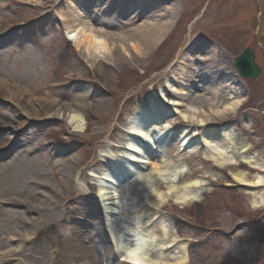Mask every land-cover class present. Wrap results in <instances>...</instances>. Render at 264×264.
I'll return each mask as SVG.
<instances>
[{
    "label": "rangeland",
    "instance_id": "rangeland-1",
    "mask_svg": "<svg viewBox=\"0 0 264 264\" xmlns=\"http://www.w3.org/2000/svg\"><path fill=\"white\" fill-rule=\"evenodd\" d=\"M46 1L0 0V91L13 97V102L3 97L0 100V141L6 140V147L16 143L23 154L24 148L30 152L18 158L12 153L0 155V264L88 263L77 245L93 247L95 258H102V263L96 264H118L104 240L100 220H94V215L100 218V212L90 193L96 182L93 175L107 165L104 150L119 142L129 117L144 105L160 103L163 85L172 90L165 86L162 75L179 64L191 47L195 58L198 50L225 52L219 56L222 69L217 80L222 87L231 84L235 90L231 96V90L221 93L220 104H232L237 99L241 103L233 113L201 126L175 116L174 140L154 151L171 163V168L185 169L186 184L205 178L208 186L200 203L193 204L192 200L179 205L168 200L161 208L160 213L170 218L173 244L179 246L172 258L185 251L187 264H264V207L254 209L251 204L253 194L263 193L264 187L243 186L230 175L242 170L248 182H253L258 172L243 164L219 169L204 156L206 150L200 141L202 135L216 130L222 135L234 134V142L246 146L245 155L264 163V0H155L156 7L161 3L180 7L176 30L158 51L146 59L135 58L131 65L111 58L86 62L63 37L59 12L66 8L56 0L52 5ZM96 5H91V12L98 10ZM247 48L255 51V61L263 70L257 81L241 80L233 65ZM228 79L229 85L224 82ZM18 90L22 93L19 97ZM34 98L46 99L47 103ZM168 102L163 104L167 118L172 117V100ZM53 105L55 112L51 110V114L60 117L47 119L50 113L46 112ZM74 105L84 106L86 115L87 128L79 134L71 133L58 111L59 107ZM22 106H29L27 111L35 115H25ZM69 169L73 179L66 176ZM148 169L145 166V171ZM128 180L122 179V184H128L126 189L132 196L115 213L118 227L129 228L136 213L148 214L150 210L145 188L133 190L124 182ZM152 181L145 190L154 185L165 192L169 184ZM13 198L31 204L35 210L49 209L46 212L55 214L48 219L35 212L27 215L32 222L25 221L24 213L15 214L10 203ZM89 212L93 222L84 218ZM74 213L82 216L78 222L73 221ZM74 224H81L88 239L77 238ZM92 237L95 244L91 245ZM97 249L104 255L99 257Z\"/></svg>",
    "mask_w": 264,
    "mask_h": 264
},
{
    "label": "bare ground",
    "instance_id": "bare-ground-1",
    "mask_svg": "<svg viewBox=\"0 0 264 264\" xmlns=\"http://www.w3.org/2000/svg\"><path fill=\"white\" fill-rule=\"evenodd\" d=\"M56 1L61 2L62 7L66 8L65 10L61 9L59 12V17L62 19L60 27L66 29L69 39L74 45V50L81 53L86 62L90 61L92 64L105 58H111L112 61L119 62V64L130 62V65L135 62V58L142 57L146 59L170 35L176 26L180 13V7L177 4L161 3L159 7H156L158 5H156L155 0H106L105 3H103V0H97L96 7L98 10L96 12H91L90 8L91 5L95 7L96 0H88L89 3L84 0ZM45 4L52 5L53 0H47ZM110 9L117 12L113 13L111 10L112 13L109 14ZM97 15H101L102 18L97 19ZM191 48L182 56L179 64H173L170 66V71H166L167 73L165 72L162 75L165 76V86L172 88V90L168 91L163 85L161 87V102L154 103V106H150V108H141L136 116L130 119V125L126 127L127 132L122 135L119 142L112 144L113 147L117 146L116 149L114 150L109 146L104 150V159L108 160L106 161L107 165L96 170L97 172L93 175L96 182L92 187L93 192H90L91 190L89 192L92 195L94 194L95 203H97L100 212V218L94 215V220H100L101 226L107 227L106 232L104 229L106 241L107 244L111 245L110 248L115 251L114 255H111L115 259L118 257L120 262L124 264H179L182 260L183 264L187 262L185 251L183 254L181 251L177 253L174 261L170 259L174 255L164 251L172 243L169 240L170 222L164 213L158 211H161L168 200H173L174 204L179 205H185L192 200L199 199L200 201V197L204 195L203 192L208 189L207 182L205 178H202L196 179L192 184H186V181L183 180L186 173L185 169L183 167L180 170L171 168V163L169 164L165 159L155 155L154 150L157 146L165 148V144L174 140L175 131H172V129L175 116L201 126L206 125L211 119H220L229 113H233L241 103L240 100H236L232 104V101L220 104L221 98L219 95L221 93L231 90L229 95L231 96L233 95L232 91L235 90L234 87H231L230 79L224 80L225 83L230 84L229 88L222 87L219 80H217V75L222 69L219 66L221 60L219 56H223L225 53L223 51L218 52L219 49H213V51L205 49L202 53H199L198 50V54H196L198 55L196 56L198 61L195 62V54H191ZM214 54L215 57H213ZM218 88H222V90H217ZM18 91L19 97L22 93L20 90ZM4 94L6 93L0 91V100L3 97L13 102V97H6ZM169 95H171L170 99ZM229 96L228 98H231ZM40 98L45 97L41 95ZM87 98L90 99L88 93ZM34 99L43 101L40 102L41 104L47 103L46 99ZM169 100H172V103L170 102L172 117L167 118L163 104ZM21 108L26 111L25 115H35L34 112L30 115L27 111L30 109L29 106H22ZM83 109L84 106L76 107L75 105L73 107L58 108V111L63 113V119H66L68 126H70L71 133L79 134L86 130L87 122ZM51 110H53V113L55 112L54 105L50 106L47 112L44 111L50 113V115H47V119L60 117L58 114H54L58 116L51 114ZM196 131L197 129L194 130V132ZM233 136L234 134L227 136L226 133L222 135L220 130L205 133L200 140L206 148L204 156L213 160L219 169L229 165H235L234 168H237L241 163L249 165L252 169L259 171L252 180L253 182H248V175L242 170L231 172V178L243 186L264 187V163L256 161L253 156H245L246 146L234 142ZM5 142L6 140L0 141V155L12 153L16 154L14 158H18V156L30 153L26 148H21L24 151L23 154L17 149L16 143L11 147L10 145L6 147ZM185 143L187 142L185 141ZM118 146H123L124 149ZM145 166H149L150 170L145 171ZM65 173L68 178L72 176L71 169L65 171ZM152 175H155L153 178L156 180L169 183L165 192L159 191V188L156 189L154 185L152 188L149 186V189L145 190L147 185L153 182ZM73 177L74 175L71 178L73 179ZM127 178H130V180L124 182H129L130 188L140 190L145 188L143 191L147 196L146 199L149 200L147 203L150 206V214L154 217L151 223L145 222L146 216L136 213V224L129 226V228L116 225L115 213L122 209V203L125 204L124 200L132 196L131 193H128L129 190L126 189L128 184H122V179L127 180ZM78 185L80 187V184ZM253 195L254 199L251 202L253 208L262 209L264 207V192ZM10 203L16 209L15 214L21 215L24 213L26 216L24 220L28 222H32L33 219H27V215L35 212L38 216L48 219H52L55 214L46 212L49 209L42 210L38 208L35 210L31 204L25 202L27 204L25 205L16 198L10 200ZM58 213H61V211L59 210ZM80 216L77 213L76 222H78ZM84 218L87 219L86 221L93 222L90 212ZM132 221L130 220V224L134 223ZM74 225L77 230V238L88 239L85 236L87 231H82L81 224ZM155 231H160L162 234L159 235ZM92 238L93 240H89L91 245L95 244V238ZM68 239H71V237H68ZM125 241L129 242L126 243ZM72 242L78 244L76 240ZM85 248L77 245V249L85 258L84 260H88V263L85 264L102 263L100 257L104 255L102 250L97 249L100 252L98 254L99 259L94 256L95 250L93 247L88 249L85 246ZM104 249L107 251L106 248ZM176 249L178 248H175L174 251ZM131 251L138 252L135 259L128 255ZM105 254L109 255V252L107 251Z\"/></svg>",
    "mask_w": 264,
    "mask_h": 264
},
{
    "label": "water",
    "instance_id": "water-1",
    "mask_svg": "<svg viewBox=\"0 0 264 264\" xmlns=\"http://www.w3.org/2000/svg\"><path fill=\"white\" fill-rule=\"evenodd\" d=\"M250 53V51H246L245 54L235 62L236 66L240 69L241 72H243L244 70H248L249 67L250 69H253V66L250 62L252 60V58L250 57Z\"/></svg>",
    "mask_w": 264,
    "mask_h": 264
},
{
    "label": "snow or ice",
    "instance_id": "snow-or-ice-1",
    "mask_svg": "<svg viewBox=\"0 0 264 264\" xmlns=\"http://www.w3.org/2000/svg\"><path fill=\"white\" fill-rule=\"evenodd\" d=\"M72 38H74V37H72ZM128 255L135 259L138 256V252L137 251H131L128 253Z\"/></svg>",
    "mask_w": 264,
    "mask_h": 264
}]
</instances>
